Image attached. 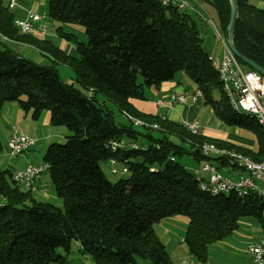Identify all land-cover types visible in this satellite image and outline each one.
I'll list each match as a JSON object with an SVG mask.
<instances>
[{
    "label": "trees",
    "instance_id": "obj_1",
    "mask_svg": "<svg viewBox=\"0 0 264 264\" xmlns=\"http://www.w3.org/2000/svg\"><path fill=\"white\" fill-rule=\"evenodd\" d=\"M203 2L214 8L225 36L228 0ZM236 10L234 46L264 67V8L236 0ZM47 14L60 24L58 37L72 42L75 56L43 35L20 33L9 0H0V115L5 103L15 101L33 120L48 111L51 125L68 128L66 141L50 143L42 157L63 207L37 200L32 190L14 181L10 169L0 166V264L87 263L68 261L73 241L94 264H130L135 256L150 264H174L153 228L174 216L188 220L183 242L200 262H207L209 246L230 236L242 217H253L264 233V196L203 191V178L176 160L185 153L195 162L240 172L230 158L207 157L198 150L212 143L264 161V131L252 116L230 106L203 47L201 16L196 19L189 10L159 0H47ZM61 24L81 25L87 41L77 40ZM6 40L34 47L50 64L24 57ZM59 64L73 72V83L61 80ZM178 72L201 90L202 103L224 124L252 133L256 147L192 134L180 121L144 113L129 102L144 99L146 87L158 88ZM107 101L158 128L144 127L147 141L138 145L134 124L117 122ZM152 130L159 137H152ZM113 141L137 147L114 150ZM2 150L0 139V155ZM110 158L128 169L116 181L101 168Z\"/></svg>",
    "mask_w": 264,
    "mask_h": 264
},
{
    "label": "rangeland",
    "instance_id": "obj_2",
    "mask_svg": "<svg viewBox=\"0 0 264 264\" xmlns=\"http://www.w3.org/2000/svg\"><path fill=\"white\" fill-rule=\"evenodd\" d=\"M31 1V0H30ZM255 0H250V2L254 3ZM36 3L38 4V14L42 15L43 22L46 25V37H49L52 39V36L50 34L57 35L56 27L60 24L57 23L55 20H53L51 17L47 14V0H36ZM204 3V2H203ZM202 5V4H201ZM208 12L211 18H213V21L215 24L218 23L217 14L210 5H207L204 3V7ZM11 9V8H10ZM209 21V19H208ZM65 31L68 33H72L76 36V39L79 41L86 42L87 36L84 33V29L79 24H61ZM208 25L212 26L211 22L209 21ZM58 36V35H57ZM62 39V38H61ZM60 37L57 39L53 38V41L56 44H59ZM216 43L218 45H221L218 40H216ZM7 45L20 52L24 57L29 58L33 60L34 62L45 65L50 64V60L43 56L37 49L34 47H30L28 49H25L27 47L26 45L19 46L15 43H7ZM1 46V44H0ZM75 54V52L73 53ZM57 70L59 73V76L61 80H63L66 83H73V72L66 66L63 65H57ZM184 76L187 78V76L183 72H178L176 76ZM141 76L138 77V81H141ZM188 82L190 80L187 78ZM189 84V83H187ZM75 86L79 87L76 83ZM80 90L84 93L88 94V90H84L83 88H80ZM99 100L101 96H97ZM107 106L112 111L114 118L117 122L121 124H129V120L125 115L122 114V112L111 102H106ZM15 107L18 111H20L19 116V123L14 121L16 118L17 112L14 109H11L10 107ZM42 116H44L46 111L42 112ZM14 118V119H13ZM38 120V119H37ZM33 120L30 116V113L26 114L15 101H10L4 104L2 108V112L0 115V139L3 143V150L0 155V166L3 169H10L12 172L15 170H21L25 168L28 164H39L42 163V157L43 154L47 148V146L52 142H60L63 143L66 141V136L70 134V131L68 128L64 125H51L48 123V127L50 128V131L44 130V126L42 125V117H40V120ZM15 126L18 131L21 133H26L29 137L32 136V138H36L35 143L25 152L17 155H11L6 148V141L10 134V127L9 126ZM42 125V126H41ZM134 129L137 130L140 134L135 139V142L139 145L144 144L147 141V137H145L143 134L148 133V130L144 128L143 126H136L134 125ZM152 137H159V133L156 130L151 131ZM176 160L187 167V169L194 171L195 168H197L200 164L204 163L205 161L200 162H194L192 158L188 154H179L176 155ZM101 168L106 175V177L110 181H116L120 175L112 174L109 171V166L106 162L101 164ZM221 172L223 174H226L225 170L221 169ZM198 176H201L202 178H206V175L203 173H199ZM40 188L41 193H43V189L46 191V197L41 195L39 191H34L33 195L36 197L37 200L40 201H46L50 202L54 205H56L59 208L63 207V203L61 198H59L54 191L53 184L51 183V180L49 178V174L47 171H44L41 174V180H40ZM184 217V216H182ZM178 218L173 217L172 219H163L159 223L154 224L153 228L156 233V235L160 238L162 242H164L165 248L167 252L171 255V258L174 262V264H178L179 260L178 258L182 255V258H185L187 256V251L185 248L184 242L181 241L182 237L185 234L186 225L182 224V220H177ZM180 219V218H179ZM182 219V218H181ZM187 221V220H186ZM264 233L262 232L259 224L253 217H242L239 220V226L236 228L232 234L228 237H226L222 241H217L212 243L208 248V254H207V261L209 264H254L252 262V259H247L246 255H244V248L243 251H241L236 241L231 239L230 237H238L242 239H248L249 242L256 241L257 238L263 236ZM78 245L76 242H72L71 244V250L67 254V259L70 262L77 263V262H87L89 264L92 263L89 258L77 251ZM58 252L62 254V250L58 249ZM130 264H150V262L147 259L135 256V262Z\"/></svg>",
    "mask_w": 264,
    "mask_h": 264
},
{
    "label": "built area",
    "instance_id": "obj_3",
    "mask_svg": "<svg viewBox=\"0 0 264 264\" xmlns=\"http://www.w3.org/2000/svg\"><path fill=\"white\" fill-rule=\"evenodd\" d=\"M197 0H172V6L177 7L182 11L197 10ZM198 3V2H197ZM15 4L14 0H9V7L12 8ZM198 14L207 19L204 11L199 7ZM43 16L36 12L29 11L23 18H17L18 22L26 31H33L39 35H45L46 25L42 20ZM223 52L218 62L220 70L229 78V88L231 91V104H242L246 109L257 112L264 118V77L257 71L245 67L233 52L228 48L222 37ZM200 97L198 89L194 91H184L180 94L170 93L167 96L157 99L156 105L164 107L166 111L172 105L179 103H186L188 99L195 102ZM133 123L132 119H128ZM193 124L194 128H200L197 121L182 120ZM135 125V124H134ZM137 126V125H136ZM151 129H156L150 127ZM35 139L20 133L15 126L11 127V132L6 141L7 151L11 155L21 154L27 151L34 143ZM111 145H134V143L126 144L124 142L113 141ZM203 155L207 157L220 156L213 154H206V149H198ZM171 160L173 158L171 157ZM236 163L241 171L235 175L230 173L223 174L221 169L210 161H205L194 169L193 173H209L213 176V188L217 192L223 193L227 191L228 186H236L240 196H243L244 186H251V189H261L264 192V168L263 169H249L244 163ZM109 171L115 175H125L128 169L124 165H120L117 161H107ZM47 164L42 162L39 164H28L21 170L13 172V179L16 183L24 189L34 190L35 182L41 177L44 171H47ZM224 170V168H223ZM200 188L205 187V183L200 182ZM247 253L251 256L254 264H264L262 260V251H264V235L257 238L256 241L250 242L246 245ZM89 264V263H85ZM178 264H209L208 262H200L189 254L185 258H180Z\"/></svg>",
    "mask_w": 264,
    "mask_h": 264
},
{
    "label": "crops",
    "instance_id": "obj_4",
    "mask_svg": "<svg viewBox=\"0 0 264 264\" xmlns=\"http://www.w3.org/2000/svg\"><path fill=\"white\" fill-rule=\"evenodd\" d=\"M14 1H15V4L11 8V10L14 13L15 18H23L27 15L29 11L38 13V4L36 3V0H31V1L30 0H14ZM253 4L257 5L258 7L264 8V0H255ZM196 7L197 8L195 9L197 10H190V13L196 19H198L196 17V15L199 16L198 11H200V9L198 8L200 7L204 11V15L206 16L207 19H203L199 16L200 19L198 20L199 24L201 25V34L203 37V47L205 51L209 54L212 60V63H216L221 58V55L223 52L222 37L225 38V36L223 35L219 24L216 25L215 22L213 21V18H211V16L209 15V12L205 8H203L204 7L203 0H197ZM208 19L211 22L212 26L208 25L209 23ZM50 35L52 36V39L49 37H46L47 36L46 34L43 35V37L51 40L54 44H56L53 41V38L57 39L59 37L54 34H50ZM216 40H218L221 45H218L216 43ZM59 42L60 43L56 45L59 46L66 54L70 56L76 55V50L72 42L65 41L64 39H61ZM7 43H15L19 46L26 45L23 43L10 41V40H6V45ZM26 46L27 47H25V49L32 47L30 45H26ZM74 52L75 54H73ZM195 89H197V87L191 81L188 82L186 77L181 76V75L180 76L175 75V78L173 80L161 83L158 88L146 87L144 89V99H129V102L134 107H136V109L144 113L157 114V115H160L161 117L166 116L176 121H182V120L197 121L200 124V134H202L204 137L228 142V143H231V144H234L236 146L246 148V149H254L256 147V141L252 133L246 130H240L239 128L234 127V126H228L224 124L216 116L212 107L208 105H204L202 103V96L198 97L197 101L195 102L188 99L186 103H179L176 105H172L170 106L168 111H166L164 107H160L156 105L155 101L157 99L163 98L170 93L180 94L184 91L191 92V91H194ZM100 99H103V98L101 97ZM10 108L14 109V113L16 110L17 115H16V118L15 119L13 118V119L17 123H19L20 122L19 121L20 111L15 109V107H10ZM42 114L43 113H41L40 117H42V120H43L42 125L45 127L44 130L50 131V128L48 127L49 126L48 123H50L49 113L48 111H46V113H44L45 114L44 116H42ZM122 114L124 115V113ZM40 117L38 118V120H40ZM9 127L11 131V127H13V125L12 126L10 125ZM22 134L27 135L24 132H22ZM224 170L226 173L227 172L230 173V175H235L239 173V171L236 172V171L229 170L227 168H224ZM40 180H41V177L35 182L34 190H32L33 192L39 191V193H41L42 189L40 188ZM43 190L44 191L43 193H41V195L46 197V191L45 189ZM174 217L178 218L177 220H182V224H185V225L187 224L188 220L185 217H182V216H174ZM172 218L173 217H168L166 219L170 220ZM183 237L181 239L182 242H183ZM230 238L236 241L239 247L237 249H240L241 251H243V249L246 247V245L249 242L248 239L245 240V239H242L241 237L240 238L230 237ZM244 252H246L244 253V255H246V258L251 259V256L249 255V253H247L246 248L244 249ZM180 258H182V255L178 258V260Z\"/></svg>",
    "mask_w": 264,
    "mask_h": 264
},
{
    "label": "bare ground",
    "instance_id": "obj_5",
    "mask_svg": "<svg viewBox=\"0 0 264 264\" xmlns=\"http://www.w3.org/2000/svg\"><path fill=\"white\" fill-rule=\"evenodd\" d=\"M159 2L163 5V6H172V0H159ZM14 24L15 26L18 28L19 32L22 34H31V33H35L33 31H26L21 24L18 22L17 18L14 19ZM37 34V33H36ZM213 66L215 67L217 74H218V79L221 83L222 86V90L224 92V94L227 97V100L230 104V106L232 107L233 110L237 111L238 113H243V114H247L252 116L255 121L258 123V125L263 129L264 131V118L262 117V115L258 114L257 112H253L250 111L249 109H246L242 104H231V91L229 88V78L227 77V75H225L219 68V64H214ZM198 93L200 96H202L201 90L198 89ZM124 115L127 117V119H132L133 123L137 126H143V127H154V128H158V126L153 123L150 124L144 120L135 118L127 113L124 112ZM162 117H166V116H162ZM182 125H184L186 127V129L191 132L192 134H199L200 133V128H194L193 124L188 123V122H183L180 121ZM112 149H117V148H121L124 146H128L131 148H136L137 145L134 143V145H111ZM206 149V154H213V155H220V156H225L230 158L231 160H236L238 163H244V165L249 168V169H263L264 168V161H254L252 160L249 156L238 152V151H234L231 149H227V148H221V147H217L216 145L212 144V143H203L202 145H200L198 147V149ZM117 161L115 158H110L108 161ZM118 162V161H117ZM206 175V178H203L202 183H205V187L201 188L203 191L209 192L211 194H219V192H217V190H214L213 188V176L212 174L209 173H203ZM235 192L236 194L240 195V193L237 191V187L236 186H228L227 187V191L223 192L224 194H228V193H232ZM250 193H255L256 195H261L264 196V192L261 189H251V186H244L243 189V196H247ZM262 260L264 262V251H262Z\"/></svg>",
    "mask_w": 264,
    "mask_h": 264
},
{
    "label": "water",
    "instance_id": "obj_6",
    "mask_svg": "<svg viewBox=\"0 0 264 264\" xmlns=\"http://www.w3.org/2000/svg\"><path fill=\"white\" fill-rule=\"evenodd\" d=\"M229 3V19L226 26V32H225V43L228 46V48L233 52V54L240 60L242 63H244L249 68L257 71L264 77V67L256 63L255 61L247 58L246 56L242 55L234 46L233 43V32L237 17V10H236V0H228Z\"/></svg>",
    "mask_w": 264,
    "mask_h": 264
}]
</instances>
